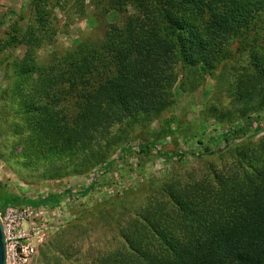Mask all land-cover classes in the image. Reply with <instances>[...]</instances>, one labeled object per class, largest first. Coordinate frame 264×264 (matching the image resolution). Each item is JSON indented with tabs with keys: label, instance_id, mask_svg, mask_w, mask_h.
Segmentation results:
<instances>
[{
	"label": "rangeland",
	"instance_id": "rangeland-1",
	"mask_svg": "<svg viewBox=\"0 0 264 264\" xmlns=\"http://www.w3.org/2000/svg\"><path fill=\"white\" fill-rule=\"evenodd\" d=\"M97 14L89 0L82 5L0 0V219L6 264H93L101 252L114 250L122 219L164 187L211 177L264 142V107L255 109L261 91L258 78H251L248 40L244 47L229 44L224 67L203 74L198 63L184 70L181 88L172 90L174 104L134 125L131 138L116 142L105 160L98 161L104 144L51 145L54 137L39 135L35 127L59 119L33 112L39 80L23 73L22 60L30 53L43 61L96 30L101 36ZM117 19L114 13L105 18ZM258 38L263 46L264 23ZM247 121L246 134L228 146L218 141L224 133L232 138Z\"/></svg>",
	"mask_w": 264,
	"mask_h": 264
},
{
	"label": "trees",
	"instance_id": "trees-1",
	"mask_svg": "<svg viewBox=\"0 0 264 264\" xmlns=\"http://www.w3.org/2000/svg\"><path fill=\"white\" fill-rule=\"evenodd\" d=\"M89 4L98 13L95 22L100 17L101 36L94 30L43 61L30 53L22 60L23 73L39 80L33 112L59 119L35 127L39 135L54 137L51 145L78 149L104 144L98 161L105 160L116 142L131 138L134 125L174 104L172 90L181 88L177 83L184 70L198 63L203 74L224 67L229 44L235 42L243 47L252 42L251 78H258L261 91L255 109L264 107V45L257 44L264 0ZM110 13L117 15L116 22L105 20ZM250 130L249 122H243L232 138L224 133L217 139L228 146ZM60 136L69 138L61 142ZM243 158L211 177L164 187L122 219L114 250L101 252L93 264H264V142L248 148Z\"/></svg>",
	"mask_w": 264,
	"mask_h": 264
},
{
	"label": "water",
	"instance_id": "water-1",
	"mask_svg": "<svg viewBox=\"0 0 264 264\" xmlns=\"http://www.w3.org/2000/svg\"><path fill=\"white\" fill-rule=\"evenodd\" d=\"M7 258V247L5 241V234L3 230V225L0 220V264H6Z\"/></svg>",
	"mask_w": 264,
	"mask_h": 264
},
{
	"label": "built area",
	"instance_id": "built-area-1",
	"mask_svg": "<svg viewBox=\"0 0 264 264\" xmlns=\"http://www.w3.org/2000/svg\"><path fill=\"white\" fill-rule=\"evenodd\" d=\"M1 220V219H0Z\"/></svg>",
	"mask_w": 264,
	"mask_h": 264
}]
</instances>
